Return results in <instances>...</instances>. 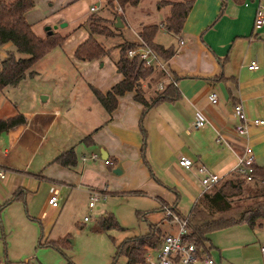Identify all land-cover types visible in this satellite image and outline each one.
<instances>
[{
  "label": "crops",
  "instance_id": "1",
  "mask_svg": "<svg viewBox=\"0 0 264 264\" xmlns=\"http://www.w3.org/2000/svg\"><path fill=\"white\" fill-rule=\"evenodd\" d=\"M32 1L34 6L24 18L36 36L43 38L45 27L56 25L52 31L65 36L56 47L62 49L76 32L66 46L68 55L87 37L88 15L101 11L105 2L101 0L96 7L90 4L95 0ZM77 3L81 4L80 22L64 12ZM256 4L257 0H193L176 36L160 27V33L172 41L160 42L157 33L154 41L164 47L172 45L174 53L157 69L163 73V81L173 83L177 94L144 112L132 99V92L117 98L109 117L93 97L90 87L104 93L121 79L114 69L115 59L107 67L99 60L80 61L73 56L39 59L32 65L35 73L25 79L35 89L27 94L26 107L15 104L12 110V114L21 113L25 122L0 133V264L29 261L31 255H25L23 249L36 231H27L14 246L17 222L35 218L42 229L46 214L58 216L67 204L87 203L89 190L101 191L102 199L133 198L136 212L147 215L148 223L158 224L155 219L162 214V230L167 232L173 225L164 218L162 207L186 215L203 192L198 166L223 177L235 167L245 146L251 150L252 163L264 166V127L249 125L239 136L231 112L232 105L239 102L246 118L264 117V24L258 30L252 28ZM69 22L74 27L65 34L62 28ZM58 23L64 26L58 27ZM118 28L119 43L137 42L134 31L128 38L122 35L125 24ZM249 61H255L257 68L248 70ZM43 68L50 71L41 79ZM163 81L156 84L157 89ZM210 92L216 95L214 104L207 100ZM196 111L206 119L199 128L193 127ZM87 135L91 142H81ZM70 148L77 157L74 168L52 162ZM91 154L94 159L89 158ZM180 155L191 160L188 169L178 165ZM16 191L17 198L9 201ZM50 195L56 196V207L46 205ZM92 208L94 205L88 209ZM206 238L207 253L222 264H264V226L233 224L209 231Z\"/></svg>",
  "mask_w": 264,
  "mask_h": 264
},
{
  "label": "trees",
  "instance_id": "2",
  "mask_svg": "<svg viewBox=\"0 0 264 264\" xmlns=\"http://www.w3.org/2000/svg\"><path fill=\"white\" fill-rule=\"evenodd\" d=\"M142 0H105L103 7L108 10L111 20L103 19L99 13L88 15L85 22L87 37L73 51V58L80 61L100 60L107 54V49L96 39L97 36L112 37L119 35L120 28H115L116 19L124 25L128 12L136 9ZM193 0H154L156 8H167V12L159 23L139 21L135 26L137 37L147 45L161 61H166L174 53L172 45L164 47L154 41L161 27L169 35L176 36L182 27ZM34 6L32 0H0V44L10 43L16 53L25 54V58H17L12 51L0 60V91L5 87H15L25 77H32V65L44 57L52 49L59 47L65 39L56 31L46 34L43 38L36 36L26 22L24 14ZM149 15V13H145ZM133 43L123 41L117 47L114 69L121 79L107 91L101 93L90 87L96 101L109 117L115 108L117 98L125 92H132V99L142 105L146 111L152 105L161 101H171L176 98L173 83L163 81V73L155 65H144L136 58H129L125 50ZM163 81L160 89L156 84ZM236 103V102H235ZM21 113L0 118V133L10 128L24 124ZM81 142H91L90 136L82 138ZM62 167L74 168L77 157L72 148L59 153L52 159ZM250 179L238 172H229L220 181L203 191L195 200L186 217L187 240L192 241L201 250L207 252L206 233L214 229L233 224L245 223L250 228L264 226V166L252 163ZM18 192L11 194L9 201L17 198ZM173 210L171 207H169ZM98 224L118 226L111 214L98 218ZM119 227V226H118ZM164 231L157 223H148L142 234L124 237L115 245L112 262L117 255H123L125 264H138L148 248H157ZM38 244L53 247L61 252L64 264H74L63 251L68 245L65 236L45 239ZM110 264H113V263ZM25 264L29 261L24 262Z\"/></svg>",
  "mask_w": 264,
  "mask_h": 264
},
{
  "label": "rangeland",
  "instance_id": "3",
  "mask_svg": "<svg viewBox=\"0 0 264 264\" xmlns=\"http://www.w3.org/2000/svg\"><path fill=\"white\" fill-rule=\"evenodd\" d=\"M100 3L101 0H95L90 4L99 7ZM80 6L81 4L77 3L76 6H73L71 9L65 10L66 17L71 20L77 18V21L80 22L82 20V16H80ZM95 12L99 13L103 19L107 21L111 20V15L106 8L102 7L101 11L97 10ZM147 12L149 15H145ZM166 12V7L160 9L156 8L154 0H142L135 10L126 14L124 24L127 28L122 32V35L127 38L132 36V31L135 32V26H137L141 20L143 23H159ZM72 27L74 26L69 22L66 27L62 28V31L68 34L71 32ZM75 34L76 32L72 33L67 38L64 46L65 48H55L51 53L41 59H73L71 53L70 55L66 53V46L71 43ZM72 35L74 36L72 37ZM96 39L108 50L107 54L99 60V63L104 62V67H107L109 61L116 58V44L122 40V37L119 35L112 37L97 36ZM157 39L164 44L168 41H172V39L170 40V38H166L162 35L160 30L157 31ZM9 51H12L17 58L26 57L25 54L16 53L10 43H4L0 44V60L3 59ZM48 71H50L48 68H43L39 71L41 79H44V75L47 74ZM34 89L33 82L25 78L21 80L17 87L3 88L0 92V116L12 114L15 104H18L22 108L26 107L27 94L34 91ZM81 203L82 202H78L76 207L67 204L58 216L46 214L42 229H40V224L35 218H33L31 222H17L13 226V245L16 246L17 241L25 236L27 231H31L33 228V233L34 230L36 231V235L33 236L35 238H32L31 242L27 244V246L25 245L23 249V251L25 250L24 252L27 253L25 255H31L29 263L64 264V258L60 251L53 247L37 243V239L41 235V242L48 238L65 236L68 245L63 247V251L69 255L74 264H110L115 253V245L120 240L127 236L142 234L147 229L149 218L147 215H144V213L136 212L138 207L135 200L131 197L107 196L103 199L99 198L95 202L94 208L91 210L86 207V201L83 205ZM38 208L39 203L37 204V210L35 209V216L39 212ZM104 214H111L119 227L98 224V218ZM161 215L162 214H158L155 220L161 228L164 229L165 220L161 218ZM83 216H87L88 219L83 220ZM20 259V261H22V258ZM112 263L125 264V258L123 255H117Z\"/></svg>",
  "mask_w": 264,
  "mask_h": 264
},
{
  "label": "built area",
  "instance_id": "4",
  "mask_svg": "<svg viewBox=\"0 0 264 264\" xmlns=\"http://www.w3.org/2000/svg\"><path fill=\"white\" fill-rule=\"evenodd\" d=\"M94 10L93 7L90 11ZM264 24V2L257 0V4L254 10L252 28L258 30ZM264 41V35L262 37ZM125 55L129 58H136L144 65H155L157 67L162 66V61L151 51V49L145 45V43L138 38L137 42L125 50ZM248 70L257 68L255 61H249L246 64ZM161 85L158 84V87ZM208 102L216 103V95L214 92H210L207 95ZM231 112L236 122L233 126L234 132L243 136L246 133L247 126H262L264 127V117H253L251 119L246 118L243 113L241 104L236 102L231 107ZM206 123V119L199 113L194 112L193 127L199 128ZM90 159H94L95 155L91 154ZM85 157H81L83 161ZM106 164L110 165L111 161L105 160ZM177 163L179 166L188 169L191 166V160L185 156H178ZM252 156L251 150L248 146L243 148V153L237 156L235 167L233 172H238L243 175L246 180L250 179ZM231 171V172H232ZM197 172L201 175L200 185L202 191L207 190L213 184L221 180L222 176L210 173L207 169L200 165L197 167ZM0 177H2V171L0 170ZM103 197V193L97 190H89L87 196V207L90 208L94 203ZM46 205L48 207H56L57 199L55 195H50L46 199ZM162 212L164 218H166L172 225L173 230L164 232L161 242L157 248H148L142 260L138 264H222L215 260L211 255L199 247H197L192 241L186 239V217L175 213L169 207L163 206ZM87 216H83V220H87ZM263 249V247H261ZM1 262V258H0Z\"/></svg>",
  "mask_w": 264,
  "mask_h": 264
},
{
  "label": "water",
  "instance_id": "5",
  "mask_svg": "<svg viewBox=\"0 0 264 264\" xmlns=\"http://www.w3.org/2000/svg\"><path fill=\"white\" fill-rule=\"evenodd\" d=\"M64 26V23H59L58 24V27H62ZM121 23L118 21V19H116L115 23H114V27L115 28H118V27H121ZM56 28V25H53L51 28L50 27H45V30H46V34H50L52 32V29Z\"/></svg>",
  "mask_w": 264,
  "mask_h": 264
}]
</instances>
